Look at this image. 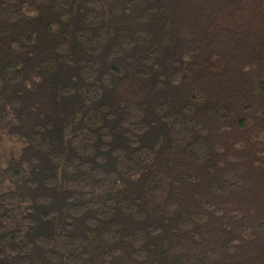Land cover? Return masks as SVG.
I'll list each match as a JSON object with an SVG mask.
<instances>
[{
	"label": "trees",
	"instance_id": "1",
	"mask_svg": "<svg viewBox=\"0 0 264 264\" xmlns=\"http://www.w3.org/2000/svg\"><path fill=\"white\" fill-rule=\"evenodd\" d=\"M0 264H264V0H0Z\"/></svg>",
	"mask_w": 264,
	"mask_h": 264
},
{
	"label": "rangeland",
	"instance_id": "2",
	"mask_svg": "<svg viewBox=\"0 0 264 264\" xmlns=\"http://www.w3.org/2000/svg\"><path fill=\"white\" fill-rule=\"evenodd\" d=\"M17 150V145L9 143L7 141L0 142V157L3 158L4 155L8 156L11 152L15 153Z\"/></svg>",
	"mask_w": 264,
	"mask_h": 264
}]
</instances>
